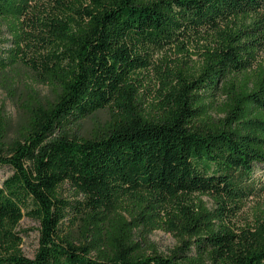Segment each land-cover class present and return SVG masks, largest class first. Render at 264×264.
<instances>
[{
	"label": "trees",
	"instance_id": "trees-1",
	"mask_svg": "<svg viewBox=\"0 0 264 264\" xmlns=\"http://www.w3.org/2000/svg\"><path fill=\"white\" fill-rule=\"evenodd\" d=\"M263 11L264 0H48L34 10L0 0L12 44L0 48V76L19 64L53 93L29 100L22 144L0 150L11 171L0 184V264H264V213L233 224L264 194L253 178L264 173V68L251 70ZM192 42L203 43L197 60L160 70L143 108L137 83L153 55ZM103 110L98 131L79 137ZM64 186L81 201L65 200ZM147 217L176 237L170 256L137 242ZM23 218L39 225L31 260Z\"/></svg>",
	"mask_w": 264,
	"mask_h": 264
},
{
	"label": "rangeland",
	"instance_id": "rangeland-1",
	"mask_svg": "<svg viewBox=\"0 0 264 264\" xmlns=\"http://www.w3.org/2000/svg\"><path fill=\"white\" fill-rule=\"evenodd\" d=\"M27 9L34 10L40 4H45L48 0H23ZM259 19L263 23L264 28V11L261 12ZM264 30V29H263ZM0 48L2 50H9L12 47L11 34L8 32L7 24L0 23ZM203 46L201 42H192L184 45L181 53L177 51L175 46L166 48L162 52L153 55L151 66L148 71L142 72L138 87V97L141 100L143 108L147 107L154 102L156 93L159 87V71L164 70L166 66L172 67L177 60H191L196 61V54L199 48ZM24 49V48H23ZM29 55V54H28ZM264 68V49L258 51L255 63L251 70L257 68ZM36 98L41 103L51 101L53 93L51 89L40 82V78L32 73L27 68L17 64L12 70H7L4 75L0 76V126L7 127L6 138L0 143V150L3 156H9L12 148L16 142L22 144L18 136V129L24 124L26 120L25 106L29 100ZM218 106L221 99H215ZM108 110L97 112L92 117L80 123L78 136L82 138H89L92 133L98 131L97 129L108 119ZM214 119H219L220 116L214 110L211 112ZM11 174L8 168L0 167V184ZM253 178L255 181H263L264 173L258 170L254 173ZM62 197L69 201H81L80 197L72 195V189L69 186H64L62 190ZM206 209L211 210L214 206L212 200L203 196L200 198ZM259 213H264V194L249 198L244 205V208L238 214L233 224L238 229H245L247 226H253L256 217ZM71 219V218H70ZM127 219V218H126ZM69 220V219H68ZM140 227L135 233L137 242L140 243L144 237L146 244L150 246L152 251L162 256H170L171 251L177 246L176 237L172 233H168L161 228L159 224L151 222V218H146L143 221L137 222ZM69 221L64 222V228L72 231L73 239L78 238V233L75 228H70ZM19 230L24 231L25 235L22 236L21 253L27 259H33L38 247L39 238V225L27 218H23L19 224ZM142 247L144 244H140ZM148 255L151 252L148 251Z\"/></svg>",
	"mask_w": 264,
	"mask_h": 264
}]
</instances>
